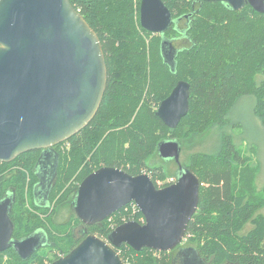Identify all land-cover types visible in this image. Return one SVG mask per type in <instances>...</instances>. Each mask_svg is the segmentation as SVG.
I'll use <instances>...</instances> for the list:
<instances>
[{
  "label": "trees",
  "instance_id": "1",
  "mask_svg": "<svg viewBox=\"0 0 264 264\" xmlns=\"http://www.w3.org/2000/svg\"><path fill=\"white\" fill-rule=\"evenodd\" d=\"M69 1L101 42L106 88L91 121L53 147L58 165L46 206L33 197L40 150L0 162V199L13 197L12 239L38 230L46 236L27 259H20L12 248L0 252V264H48L70 252L87 233L108 241L119 224H142L143 215L133 202L82 228L79 237L74 236L81 225L75 215L64 223L54 222L58 207L67 204L73 210L80 182L100 167L120 168L131 175L148 173L161 188L172 181L158 186L157 180L171 173L145 163L158 155L159 143L173 139L181 145L232 125L233 108L248 96L254 99L253 114L264 127V77L258 79L264 76V13L249 5L233 11L219 1L162 0L174 21L163 34H156L140 26V0ZM163 39L174 47L175 40L186 43L176 48L170 64L161 54ZM180 80L189 83L188 111L170 129L156 110ZM181 165L196 175L200 185L198 206L180 245L206 264H264V217L256 214L264 205V195L254 185L258 167L252 156L243 154L231 136L221 132L217 149L194 152ZM248 222L253 227L241 232ZM115 250L124 264H171L174 251H136L126 244Z\"/></svg>",
  "mask_w": 264,
  "mask_h": 264
},
{
  "label": "water",
  "instance_id": "2",
  "mask_svg": "<svg viewBox=\"0 0 264 264\" xmlns=\"http://www.w3.org/2000/svg\"><path fill=\"white\" fill-rule=\"evenodd\" d=\"M197 1H219L233 11L249 5L264 13V0ZM173 21L162 0H140L139 23L144 30L163 34ZM160 49L163 60L170 64L178 49L167 39ZM106 83L101 42L69 0H0V162L41 150L33 188L34 200L44 201L40 205L48 204L56 177L58 154L53 147L91 121ZM188 99L189 83L180 80L160 102L156 115L174 129L187 114ZM157 152L176 162L175 182L158 188L145 172L131 175L102 166L80 182L73 203L74 213L85 227L131 202L144 222L119 224L108 241L87 233L70 252L48 264H124L115 250L122 244L136 251H170L181 244L198 206L200 183L181 165L177 140L159 143ZM12 202V195L0 199V252L12 248L20 259H27L44 244L46 236L38 230L23 239H12Z\"/></svg>",
  "mask_w": 264,
  "mask_h": 264
},
{
  "label": "rangeland",
  "instance_id": "3",
  "mask_svg": "<svg viewBox=\"0 0 264 264\" xmlns=\"http://www.w3.org/2000/svg\"><path fill=\"white\" fill-rule=\"evenodd\" d=\"M173 44L175 45V48L186 45V43L183 44L180 41H174ZM263 77L264 76H259L258 79ZM253 101L254 99L248 96L237 102L230 114L232 125L225 128H214L207 136H196L188 143L182 142L179 153L180 162L184 164L187 163L190 154L194 152H208L217 149L220 133L225 132L231 136L233 142L243 154L252 156L254 163H256L258 167L254 185L256 190L264 195V127L260 123L259 118L253 114ZM251 147L255 149L254 152L250 149ZM145 163L150 169H159L162 172H166L168 174L171 173V175H168L164 180H157L158 186H161L165 182H174V175L178 166L173 159H163L159 155L153 154L146 160ZM256 214H261L264 217V205L256 212ZM73 215H75L74 211L68 207L67 204H65L57 208V212L53 220L57 224H60L66 222L69 216ZM81 227L82 226L80 225L75 228V237L80 236ZM252 227L253 224L248 222L241 232L244 233Z\"/></svg>",
  "mask_w": 264,
  "mask_h": 264
},
{
  "label": "flooded vegetation",
  "instance_id": "4",
  "mask_svg": "<svg viewBox=\"0 0 264 264\" xmlns=\"http://www.w3.org/2000/svg\"><path fill=\"white\" fill-rule=\"evenodd\" d=\"M176 41H180V39L175 40V42ZM180 42H182V41H180ZM40 152H41V150H40ZM174 182H175V180H174ZM171 183H173V181ZM36 201L40 204L44 203V201L39 200V199ZM81 226L82 227L80 228V230H82V228H85V226L82 223H81ZM172 250H174V251H173V255H172L173 258H172L171 264H206L202 259L198 258V256L196 255V253L193 250L188 249L186 246H181L179 244V246L175 247Z\"/></svg>",
  "mask_w": 264,
  "mask_h": 264
}]
</instances>
